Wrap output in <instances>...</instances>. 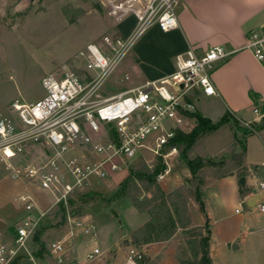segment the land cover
I'll list each match as a JSON object with an SVG mask.
<instances>
[{
	"label": "rangeland",
	"instance_id": "1",
	"mask_svg": "<svg viewBox=\"0 0 264 264\" xmlns=\"http://www.w3.org/2000/svg\"><path fill=\"white\" fill-rule=\"evenodd\" d=\"M123 1L125 0H0V116L10 115L9 108L17 99L25 102L43 99L47 95V90L43 87L45 77L53 76L60 79L70 69L83 72L85 61L77 58L78 52L90 43H100L106 35L119 36L117 25L121 14L113 12V6ZM129 58L130 56L125 59L107 83V93H116L120 89L134 85L132 80L137 83L143 82V77L136 73ZM126 75L132 79L127 83L121 81ZM229 86L237 94L234 104L236 116L247 122L253 123L254 118L255 122H259L260 119H256L252 112L253 105L249 97L239 93V84L235 82L234 87L232 84ZM198 96H202L199 102ZM187 97L194 105L193 111H199L206 116H218L216 120H219L227 110V105L221 98L208 99L199 89L191 90ZM237 121L244 125L242 121L238 119ZM169 126L173 127L174 124L170 122ZM193 127L194 122L191 120L184 126L187 131H191ZM151 142V138L145 140V144ZM239 148L240 146L236 145L235 128L230 124L222 125L219 129L205 134L199 141L193 154L206 161V166L199 171L200 181L206 184L203 192L205 204L204 210H201L192 198L188 202V210L193 227H199L193 222L194 218L205 225L206 218L212 215L219 240L237 236V240L244 246L240 251L231 252L232 248L228 242L223 253L217 257L218 264H264V214L258 208L264 193L256 188L255 184L245 188V193H241L238 179L227 178L213 182L218 179L216 174L225 173L236 174L238 178L246 179L251 178L253 173L255 178H264V136L254 134L248 137L244 155L246 166L243 171L241 168L232 169L234 167L232 153L240 156L241 150L239 152L237 150ZM35 152L31 154L40 153ZM82 154L86 155L87 152L83 151ZM138 155L130 162V166L137 162L150 164L156 158L146 149H141ZM68 156L73 157L76 154L69 153ZM27 158L30 159V152ZM28 161L20 159L14 164H25ZM129 167L114 174L109 181L96 183L94 190L75 194V197L65 204L72 216L89 219L97 231V239L92 242L89 235L84 234L83 229H76L73 242L66 245V258L69 264L78 262L98 264L102 261L117 264L115 255L118 253L119 242L125 248L120 254L123 261L119 259L118 264L123 262L126 264L125 258L129 248L146 252L145 264H179L175 259L178 251L182 252L185 248L191 250L186 243L193 241L194 235L198 233L197 229L192 227L187 232L179 230L170 240L156 242L157 244L153 246L134 244L130 237L133 231L128 236L130 240L128 238L121 240L134 227L137 226L134 231L141 227L138 224L145 218L149 220L147 213H139L132 206L130 197L121 193V183L128 176ZM191 177L185 164L172 161L170 175L157 183L167 192H171L183 186ZM28 182L25 177L13 180L9 171L4 167L0 168V214L5 215V219H0V232L7 239L10 237L7 233L8 228L13 225L9 229L13 236L16 226L26 214L23 204L15 202L14 198L33 188ZM248 183L250 184V180ZM132 187L133 185L130 186L129 195L130 192L139 193L136 189L132 191ZM255 188L257 191L253 192ZM233 191L238 193L237 199H232ZM140 194L141 198L151 197L149 192L140 190ZM31 195L37 205L36 211L40 213L45 212L56 201V196L50 191L35 190ZM243 196H247L246 203L243 202ZM42 224L47 226L46 222ZM66 234L65 229L58 230L56 227L46 229L43 231L41 241L49 251V244L54 240H61ZM28 247L32 255L41 248L34 237L29 241ZM94 247H98L102 252L98 261H90L87 258L89 249ZM151 248L153 251H150ZM51 258L47 257L44 260L33 258L31 264H56ZM25 263L30 264V258L20 261L19 264Z\"/></svg>",
	"mask_w": 264,
	"mask_h": 264
},
{
	"label": "built area",
	"instance_id": "2",
	"mask_svg": "<svg viewBox=\"0 0 264 264\" xmlns=\"http://www.w3.org/2000/svg\"><path fill=\"white\" fill-rule=\"evenodd\" d=\"M184 1L125 0L114 5L113 12L121 14L120 22L128 17L136 20L129 36L106 35L100 43L86 45L77 54L85 61L83 72L70 69L60 79L45 77L47 95L43 99H17L9 108L10 115L0 116V168L9 171L13 180L25 177L33 187L14 198L23 204L26 214L10 239L0 232V264H11L20 255L33 260L28 243L47 211L127 170L141 149L161 157L165 163L166 169L158 181L170 175L172 161H178L179 156L174 141L179 132H189L184 126L191 120L189 113L195 112L188 93L199 89L205 96L216 95L214 69L236 51L215 46L199 54L190 48L177 56L176 69L170 75L116 93H107L106 88L149 29L156 26L169 32L178 27L177 9ZM241 50L251 52L258 62L264 63V27L250 31ZM130 80L128 75L121 79L126 83ZM254 114L259 120L264 117V110L256 106ZM244 125L250 127V123ZM148 138L151 144H145ZM35 151L40 153L31 154ZM83 151L87 154L83 155ZM69 153L76 156L69 157ZM20 159L29 161L14 164ZM254 184L264 193V179ZM35 190L50 191L56 196L55 203L45 212L36 211L31 195ZM258 208L264 214V198ZM77 228L83 229L90 241L97 239L96 228L89 219L69 214L67 234L49 244L57 264H69L66 245L73 242ZM101 255V250L94 247L87 258L98 261ZM143 256V252L130 248L126 264H138Z\"/></svg>",
	"mask_w": 264,
	"mask_h": 264
},
{
	"label": "crops",
	"instance_id": "3",
	"mask_svg": "<svg viewBox=\"0 0 264 264\" xmlns=\"http://www.w3.org/2000/svg\"><path fill=\"white\" fill-rule=\"evenodd\" d=\"M177 14L179 25L176 29L163 32L156 26L152 27L135 45L129 55L131 58L129 60L133 64L136 73L142 76L144 80L137 83L131 79L134 85H141L146 81L157 80L172 74L176 69L177 56L184 54L190 48L195 49L199 54H203L211 47L221 46L228 51L236 52L227 60L218 63L214 69L213 81L217 92L216 95H202L208 99L221 98L227 105V110L219 120H216L218 116H206L198 112L214 123L220 121L226 113H230L236 120L238 119L242 123H251L252 121L247 122L236 116V106L234 104L237 94L230 89L229 84H232V87L235 86V82L239 84V93L241 92L244 96L249 97L253 105V114L256 106H260L264 110V63L258 62L251 52L241 50L247 42L248 33L264 27V0H185L179 7ZM130 19L132 21L129 22ZM135 24L136 20L134 17H128L127 20L119 22L117 25L118 34L122 37L129 36ZM201 97H197L198 102L201 100ZM253 121H255V118ZM227 178L239 180L236 174H232L227 177L218 178L213 182ZM258 179L264 178H255V175L252 173V177L246 180V188L250 185L251 187L254 186L255 181ZM248 180H250V184ZM204 189L205 187L202 193ZM241 190V193H245V188L241 187ZM253 192H255V189H253ZM237 198L238 193L233 191L232 199ZM246 199L247 196H243L244 203H246ZM211 216L208 217L211 226L210 256L213 263L218 264L217 257L223 253L225 245L228 242H230L229 246L231 248L235 242L240 245L241 250L244 246L237 240V236H232V238L230 237L226 240H219L217 229L214 227L215 222L212 221L213 217ZM0 219H5V215L1 213ZM146 221L147 218L138 224V226H142ZM195 221L194 218L193 222L198 226L204 225ZM12 226L8 228L7 232L8 236H10L9 239L12 237L9 232ZM134 228L127 235H124L121 240L128 238L130 233L134 231ZM155 244L157 243L148 244L147 246ZM123 248L125 246L123 247L119 242L118 253L115 255L117 264L119 259H123V256L120 257ZM150 251H153V249L151 248ZM144 255H146V252ZM108 263L107 261H102V263L98 264ZM123 264L125 263L123 262Z\"/></svg>",
	"mask_w": 264,
	"mask_h": 264
},
{
	"label": "trees",
	"instance_id": "4",
	"mask_svg": "<svg viewBox=\"0 0 264 264\" xmlns=\"http://www.w3.org/2000/svg\"><path fill=\"white\" fill-rule=\"evenodd\" d=\"M77 72L79 71L77 70ZM252 96L254 95L252 94ZM189 117L195 124L194 128L189 132H179L174 144L179 150L180 163L185 164L192 177L188 178L183 186L177 187L171 192H166L157 183L158 176L164 172L166 165L161 157H156L153 163L137 162L129 167V174L121 183V193L130 197L132 206L140 213L149 215V220L131 233L130 237L134 244L143 246L156 242H165L176 236L179 230H186L187 232L192 227L196 228L198 233L194 235L193 241L186 243L187 246L191 247V250L185 248L182 252L178 251L175 259L179 264H214L210 256L211 226L209 219H206L204 226L193 227L188 210V202L192 198H194L201 210H204L202 191L206 184L204 181H200L199 171L206 166V161L202 157L194 156L193 153L205 134L219 129L222 125L230 124L235 128L236 145L240 146L241 150L240 156H237L234 152L232 153L231 158L234 159V167L232 169L241 168L243 171L246 166L244 161L246 140L254 134L264 136V117L259 122L250 123V127L241 125L230 113H226L216 123L199 112L189 113ZM230 175L232 174H216V177L222 178ZM245 175L240 174V176ZM131 185H133L132 191L136 189L139 193L132 194L130 192L129 195ZM140 190L149 192L151 197L141 198ZM69 214L64 203H59L47 211L33 236L34 240L40 243L41 246L33 254V258L44 260L47 257H52L45 247V243L41 241V236L46 229L56 227L58 230H67ZM45 222L46 227L42 224ZM146 256L144 255L139 261L140 264H145ZM29 258L31 264L32 258L24 255L15 258L11 264H19L20 261L29 260Z\"/></svg>",
	"mask_w": 264,
	"mask_h": 264
},
{
	"label": "water",
	"instance_id": "5",
	"mask_svg": "<svg viewBox=\"0 0 264 264\" xmlns=\"http://www.w3.org/2000/svg\"><path fill=\"white\" fill-rule=\"evenodd\" d=\"M237 150L239 152L240 151V148L237 149ZM179 162H180V160L178 161V163ZM246 180H247L246 177L239 178V183H240V185H241V187L243 189L246 188ZM240 250H241V247H240V245L238 243L235 242V243L232 244V251L236 252V251H240Z\"/></svg>",
	"mask_w": 264,
	"mask_h": 264
}]
</instances>
